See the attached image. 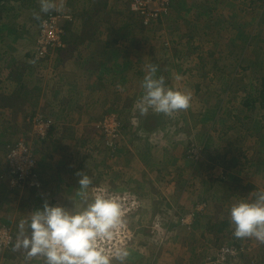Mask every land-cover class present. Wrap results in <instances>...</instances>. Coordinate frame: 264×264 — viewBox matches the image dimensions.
Here are the masks:
<instances>
[{
    "label": "rangeland",
    "instance_id": "rangeland-1",
    "mask_svg": "<svg viewBox=\"0 0 264 264\" xmlns=\"http://www.w3.org/2000/svg\"><path fill=\"white\" fill-rule=\"evenodd\" d=\"M11 1L19 17L28 20L26 31L38 34V22L62 12L74 25L82 21V29H75L81 33L75 35L83 41L71 37L69 43L66 37L64 57L58 51L55 58L34 56L23 65L0 62V88H14L16 81L6 79L18 71L26 87L35 82L30 85L29 72L48 74L44 76L50 86L39 109L32 102L19 109L17 101L12 122L5 116L13 108H0L6 119L0 120V133L20 121L10 130L21 133L10 131L5 137L10 145L23 132H34L35 125L23 123L26 117L53 123L44 140L32 139L42 188L17 193L13 190L19 189L7 187L0 199V222L14 231L16 241L18 223L45 201L68 209L79 202L77 173L84 172L92 179L89 195L103 188L129 197L127 228L111 242L130 250L127 264H228L222 249L238 254V263L232 264H264V243L235 238L230 223L219 232L220 223L229 222L234 203L264 191V0H180L152 26H144L131 12L129 0H98L109 8L93 22L87 20L86 9H92L95 0H57V9L47 14L40 12V0ZM88 40L93 42L90 47ZM108 51L105 62L117 53L123 73L97 76L98 61L78 69L79 74L63 66L74 52L78 60L90 54L102 60ZM57 60L59 68H54ZM150 64L157 66L168 87L190 93L187 110L171 116L140 114L136 105ZM57 70L65 81L62 90L55 86ZM71 87L78 94L69 92ZM89 89L94 93L86 92ZM114 118L121 122L118 140L109 133ZM54 143L59 147L52 152ZM68 178L70 191L64 186ZM59 185L64 189L56 192ZM247 186L254 188L244 192ZM9 257L0 264H44L42 257H30L24 249L16 248Z\"/></svg>",
    "mask_w": 264,
    "mask_h": 264
},
{
    "label": "clouds",
    "instance_id": "clouds-1",
    "mask_svg": "<svg viewBox=\"0 0 264 264\" xmlns=\"http://www.w3.org/2000/svg\"><path fill=\"white\" fill-rule=\"evenodd\" d=\"M56 9L55 0H40L41 13L47 14ZM36 18L39 19V16ZM67 32L65 30L64 43ZM64 48L51 49L40 55L36 42L34 55L48 60ZM146 69L140 85L143 94L136 105L141 115L151 111L171 116L190 107L189 92L168 87L164 76L157 75L156 65H147ZM176 79L181 77L177 75ZM34 119L35 116L30 119L29 125H34ZM6 173L1 175V180L6 181L2 177ZM77 175L80 177L79 202L68 209L45 201L42 207L18 223L15 247L24 249L30 257H42L44 264H127L130 250L111 242L127 228L130 207L126 200L129 197L103 188H97L94 194L89 195L87 190L92 185V179L84 172ZM229 223L235 238H254L264 243V191H257L251 200L242 199L234 203L229 209Z\"/></svg>",
    "mask_w": 264,
    "mask_h": 264
},
{
    "label": "crops",
    "instance_id": "crops-1",
    "mask_svg": "<svg viewBox=\"0 0 264 264\" xmlns=\"http://www.w3.org/2000/svg\"><path fill=\"white\" fill-rule=\"evenodd\" d=\"M57 1V0H55ZM98 0H95V2H97ZM6 7H9L10 10H4V12L1 15V19H0V54H2L1 57V61L0 62H8V61H12V62H21L23 64H27L29 62L28 59L34 57V47L32 49V46H34V41L37 35V32L32 33V30H27L26 26H27V21H25L24 19H22L21 17H19L18 14H20V11H14L11 10V4H13V2H3L2 4H0V8H2V5H5ZM104 5L105 6V12H108L106 10H108L109 5L105 2ZM63 6V5H62ZM65 6V5H64ZM63 6V7H64ZM77 6V5H76ZM102 7V6H101ZM16 8V7H15ZM72 10H73V6H71ZM110 11V10H109ZM75 12L72 13L73 17H74ZM103 15V11L101 13ZM15 26L17 27V29H15ZM67 29L68 33L71 34H75L76 33H81V32H77V30L75 29H82V21L80 19L77 20V25H74L71 21H69V23L67 22ZM36 28L38 29V24H36ZM80 31V30H79ZM10 32V33H9ZM12 35V36H11ZM77 38H75V42L77 43L79 41V43H83L82 39L79 38L78 35H76ZM70 43V42H69ZM102 43V42H99ZM93 44V42L91 40H88L87 46L86 47H90ZM103 44V43H102ZM86 45V44H85ZM81 47V46H80ZM9 52H11V56L8 54ZM65 50L62 49L61 50V54L62 57H64L65 55ZM70 61L68 63L63 64L64 68H66V72H73L74 74H79V70L81 68H84V66H86L87 64L90 63V61H98V70L95 72L98 75H105V76H110L113 73H115V71H121L119 65L120 62V58L119 56L117 58H113L111 56V59H109V62L107 61V63L105 62L107 59V53H103V57L102 60L100 59H95L96 55H94V59H92L91 54L87 57H84L83 59L78 60V52H74V54H70ZM53 58H55L53 56ZM60 60H57V64L54 65V68L57 67L59 68L60 65ZM75 62V63H74ZM70 65V66H69ZM19 66V64H18ZM96 70L97 67H94ZM18 70V67L16 66V70L14 72H16ZM79 71V72H78ZM12 74L10 76L7 77V81L11 79V81L15 80L16 81V86L13 87H7L6 85L1 86L0 88V108L1 107H11V106H15V102H17L16 100V96L13 94L14 92H22V95L24 97V99L22 101H18L21 102V104L17 107H24L26 108L28 105V102H32L35 103V109H39L43 106L42 100L45 99V96L47 94V96H49L48 94V90H49V84H48V76H44V75H48V74H44V72H39L37 74L35 73H28V76H31L30 78V85L32 84V81L35 80L33 87H29L26 85H24V83L22 84V81H19V79L17 78L19 71L16 73V76L13 74V72H11ZM58 74V77L60 76V79L56 82L55 86L56 88L59 87L60 90L64 89V84L65 81L62 79L63 74L57 70L56 75ZM52 75L53 72H52ZM57 77V76H55ZM84 78V77H83ZM55 88V90H56ZM32 91V92H31ZM27 92L28 95H27ZM71 93H77L78 92L73 89L71 87L70 91ZM86 92H92V94L94 93L92 91V89H89ZM86 92L84 94H86ZM37 93V96L35 98H33L35 96V94ZM92 94H89L88 96H83V98L88 99ZM46 96V97H47ZM20 109V108H19ZM19 111V110H18ZM17 111V112H18ZM16 115L15 112V108L13 107V109L11 110V112H7L6 114V118H10L11 115L13 114ZM21 113V111H19L18 116H20L19 114ZM5 115V113H4ZM23 117V116H22ZM21 117V118H22ZM3 118V119H2ZM4 117L0 116V120L1 121H5ZM12 120H14L13 118L9 119L8 121L12 122ZM27 121V117L25 118V122ZM9 122V123H10ZM17 122H20L19 120ZM8 123V122H7ZM16 124V123H14ZM60 126L61 123L56 124V126ZM66 135V133H65ZM6 156H2L0 154V172L1 170H3L5 168V159ZM72 182V178H68L67 184H64V186L69 185V188L65 190H69L72 188V184H70ZM8 185L6 183L5 180H1V174H0V199L1 196L3 194H5L4 191H6ZM63 186L59 185L58 188L56 187V192H61L63 190ZM13 191H19L17 193H20V191H25L22 189L19 190H13ZM63 194V193H62ZM79 196H76V199H78ZM3 209L0 208V213H2ZM4 217V216H3Z\"/></svg>",
    "mask_w": 264,
    "mask_h": 264
},
{
    "label": "built area",
    "instance_id": "built-area-1",
    "mask_svg": "<svg viewBox=\"0 0 264 264\" xmlns=\"http://www.w3.org/2000/svg\"><path fill=\"white\" fill-rule=\"evenodd\" d=\"M177 2L178 0H129V8L140 18L144 26H152L168 16ZM67 19L70 20L71 17L66 13H50L44 17L37 37L40 55H45L51 49L65 47L63 24ZM34 125V132L26 134L12 146H9L10 150L6 157L7 173L6 176L2 177H5L8 187L11 189L39 190L43 186L37 170L39 161L32 139L37 137L44 140L52 128V122L39 116L35 118ZM113 126L109 133L118 140L121 122L114 118ZM14 244H16L14 231L7 225L0 223V253L12 249ZM221 255L225 261L232 257L238 259V254L234 250L222 249Z\"/></svg>",
    "mask_w": 264,
    "mask_h": 264
},
{
    "label": "trees",
    "instance_id": "trees-1",
    "mask_svg": "<svg viewBox=\"0 0 264 264\" xmlns=\"http://www.w3.org/2000/svg\"><path fill=\"white\" fill-rule=\"evenodd\" d=\"M11 2V0H0V3H3V2ZM180 2V0H178V4H180L179 3ZM100 2H96L95 3V5L93 6V8L91 9V8H89L88 10L86 9V14L88 15L89 14V16L87 17V20H89V21H92L93 22V19H94V17L96 16V17H99V16H97V15H101V13H102V11H103V14H105V6L104 5H106V4H104L103 2L102 3H100ZM32 6V5H31ZM30 6V7H31ZM102 6V7H101ZM15 9V5H13V7H11V10H14ZM4 10H10V8L9 7H6V4L5 5H2V8H0V14H2L3 12H4ZM81 18H83L82 16H81ZM0 19H1V15H0ZM95 21V20H94ZM38 24L39 25H41L40 24V22H38ZM37 35H39V33L37 34ZM82 36H84L85 38H84V40H86V36H87V34L86 35H82ZM38 37V36H37ZM37 37L35 38V41L34 42H37ZM66 37H69L68 38V41L69 42H71L69 39L71 38V37H75V38H77V36L75 35V34H73V33H71V34H67V36ZM107 48H108V45H106L105 47H104V51H102V52H105L106 50H107ZM107 54L108 53H110L109 51L108 52H106ZM112 54V57L113 58H117L118 57V54L117 53H111ZM129 68V66L127 65V66H125V69H127V70H129L128 69ZM118 72V74L119 73H123L122 71L120 72V71H117ZM103 86V85H102ZM11 87V86H10ZM28 93L29 92H27V95H28ZM15 96H16V100L17 101H22L23 99H24V97H23V95H22V92H14L13 93ZM262 102L260 103L261 104V107L262 108H264V94H263V100H261ZM16 103V102H15ZM19 105L21 104V102H19L18 103ZM18 105V106H19ZM12 108L13 107H16V106H11ZM21 108V107H20ZM33 116H30V119L32 118ZM30 119L27 117V121L25 122V123H27V125H29V124H31V123H29V121H30ZM24 120L25 119H23V123H24ZM17 125H20V124H18V122H16V124H14V123H12V125H10L9 127L7 126L1 133H0V154L3 156H7V154H8V152H9V150H10V148H8L9 146H12V145H10L11 144V139H9L8 137V139H6L5 137L6 136H9L10 135V129H11V127H12V129H14V126H17ZM11 132H14V133H21V130H16L15 129V131H11ZM24 134V135H23ZM23 134H22V137H24L25 136V134H27V132L25 131V132H23ZM6 139V140H5ZM5 140V141H4ZM8 144V145H7ZM53 145V150H51L52 152H54V151H56L57 149H58V143H54V144H52ZM5 172H7V168L5 167L3 170H1V172H0V174L1 175H3ZM38 172H39V170H38ZM40 176V175H39ZM40 178H41V176H40ZM254 187L252 186H247V187H245V188H243V191L245 192V191H248V189L249 190H251V189H253ZM22 190H25V191H29L30 189L29 188H25V189H22ZM220 225H221V228H220V230H219V232L220 231H222L223 230V228H226V227H228V225H229V222H226V221H222L221 223H220ZM246 244V243H245ZM238 245V244H237ZM244 246V245H243ZM245 246H247L249 249H248V253L251 255V249H250V247L246 244ZM238 247H240L239 245H238ZM16 251V247H15V244H14V246H13V248L12 249H10V250H7V251H5L4 253H3V255H1V257H0V260L1 259H9L10 257V254H14V252ZM244 254V253H243ZM236 258H234V257H232V258H229V259H227V263L228 264H232L233 262H237L238 263V259H236ZM242 259V258H241ZM240 262H239V264L241 263V261L242 260H239ZM244 264V263H243Z\"/></svg>",
    "mask_w": 264,
    "mask_h": 264
}]
</instances>
